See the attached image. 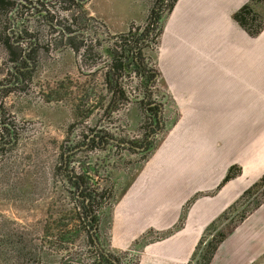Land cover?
Segmentation results:
<instances>
[{"label":"rangeland","instance_id":"obj_1","mask_svg":"<svg viewBox=\"0 0 264 264\" xmlns=\"http://www.w3.org/2000/svg\"><path fill=\"white\" fill-rule=\"evenodd\" d=\"M157 1L46 0L45 6L63 24L74 13L75 30L85 27L88 32L99 26L113 36L144 28ZM19 2L0 6V125L8 127L12 136V143L0 147V264H92L97 260L98 239L110 251L113 208L147 162L139 148L149 139L156 150L175 120L157 65L162 34L141 53L151 58L159 73L148 82L146 96L142 95L144 73H133L131 64L126 75L114 77L127 91L125 100L117 84H105L106 58L99 57L90 37V52L82 56V48L75 50L53 35L48 20L35 14L34 6L24 1L28 6L24 8ZM257 10L262 13L264 6ZM7 42L13 53L16 50L26 58L28 67L19 69L18 63L10 62ZM151 102L162 105V114L156 107L153 112L161 126L149 125L145 110ZM6 140L9 136L0 133V142ZM130 142L138 148H130ZM70 172L73 177L83 174L87 190L95 194L93 216L99 221L94 228L86 219L79 220L77 207L90 201L79 198L81 187L77 184L76 189L65 177ZM260 191L225 211L202 235L200 249L249 209ZM113 254L121 264L124 256ZM189 264H198L197 257Z\"/></svg>","mask_w":264,"mask_h":264},{"label":"crops","instance_id":"obj_2","mask_svg":"<svg viewBox=\"0 0 264 264\" xmlns=\"http://www.w3.org/2000/svg\"><path fill=\"white\" fill-rule=\"evenodd\" d=\"M247 1L177 0L164 24L157 65L177 118L113 208L109 248L123 263L189 264L205 229L264 174V28L253 38L233 20ZM232 166L240 174L218 189ZM210 264H264V203Z\"/></svg>","mask_w":264,"mask_h":264},{"label":"trees","instance_id":"obj_3","mask_svg":"<svg viewBox=\"0 0 264 264\" xmlns=\"http://www.w3.org/2000/svg\"><path fill=\"white\" fill-rule=\"evenodd\" d=\"M28 2V6H34L35 10L42 19H46L47 24L49 27H51L53 31V35L57 34L56 36H59L60 39L62 40L63 38L68 41V43L71 46H74L75 50H80L79 48H82V56L87 55L90 51L88 48L87 44V39L90 37V40L93 41L96 46H97V52L99 57L104 56L106 58V65L103 66L102 68L104 69V82L106 85H110L111 82L113 81L114 84H117V87H119L118 94H120V97L122 99L127 100V91L125 89H121L120 85H118V81L116 79V82L114 81V77L116 75H119L120 78H122L124 75L127 74L128 70L131 68V71L134 73H139L143 74L142 77L144 78V84L146 85L142 89V95L146 96L147 93L146 91L148 90V82H150L153 78L159 75L158 71L154 69L153 66H151V61L150 57L147 56H142V51L143 49H147L151 42L154 43L155 40H157L163 31V25L164 22L167 20L168 16L170 15L175 3L177 0H158L157 4L153 7L150 16H149V21L147 22V25L138 30H133V29H128L124 33H120L118 35H105V33L101 30V28L94 27L93 32L90 31H84L85 27H82L80 29H73L72 26L74 24H77L76 19L74 17V13L70 14V18L68 21H65L66 24L63 22L61 23L60 21H56L55 15H49L51 10L48 9L45 6V1L46 0H35V1H27V0H20L19 5L27 8L28 6L25 4V2ZM59 3L62 2H69L71 1L72 3H76V0H56ZM15 0H0V6H12L14 5ZM40 6L42 7V10L40 9ZM261 6H264V0H248L241 8H239L233 15V20L238 24L240 28H242L250 37H258L263 28H264V11L261 13L257 9ZM80 7V6H79ZM33 8V7H32ZM71 10L70 8L64 9V11H69ZM44 13H43V12ZM90 21H93L91 19ZM58 22V23H57ZM95 22V21H94ZM160 23L158 27L153 28L151 27L152 24L155 23ZM63 24V25H62ZM79 43H73V41L78 40ZM90 41V42H91ZM12 44L10 42L6 43V49L8 50V54L10 56L8 59L10 62H15L18 63L19 69H22L25 67H28V64L26 63V58H24L22 55H20V52L15 50V53H13L12 50ZM18 50V47H15ZM28 58L29 55L27 56ZM128 64H131V66H127ZM24 65V67H22ZM133 67V68H132ZM146 90V91H145ZM108 92L111 94H115V90L112 89L111 87L108 88ZM149 93V91H147ZM167 97V94H164ZM168 98V97H167ZM1 110V106H0ZM154 110H156L155 107H149L145 111L147 113V116L151 118V123L149 124L150 126L153 124H157V115L154 114ZM149 111L151 114H148ZM156 118V120H154ZM176 114H175V120L176 121ZM173 122V123H174ZM0 133L6 134L9 136V140H6L4 142H0V147H5L12 143V136L11 131L9 130L8 127L0 125ZM130 144H132L130 142ZM131 148V147H130ZM155 151V147L153 144L149 143L148 146L142 151L143 154L146 156L144 157V163L148 161L149 156ZM240 174V168L237 166H232L230 167L224 178L222 179L221 183L218 186V189L223 186L226 182L229 180L235 178ZM67 177V180L71 185H73L77 189V184L80 187H85V182L83 178V174H78V175H72V172L68 173L65 175ZM87 189V188H86ZM262 190V191H260ZM260 191V194L256 199H254L252 205L247 209L246 211H243L240 213V215L228 223L227 226L224 227L221 231H218L212 239L205 244V247L200 249L202 240L203 238L201 237L195 251L192 255L191 259H194L197 257V262L198 264H210L218 246L224 241V239L242 222L246 219V217L251 214L253 211H255L260 205L264 203V174L255 182L253 183L248 189H246L240 197L233 203L231 204L226 210H224L204 231V233L213 227L214 222L220 218L225 211L228 209H231L236 205L239 201H241L243 198H247L250 195H253L255 193H258ZM109 192V191H108ZM102 195H105L102 194ZM107 196V195H106ZM85 198L90 197V192H88L85 196ZM95 197V194H94ZM104 199L106 198L105 196L103 197ZM79 201V200H77ZM187 205V204H186ZM80 206V205H79ZM78 209V217L81 222H84L83 220L86 219V223L88 226L90 225H98L99 218H97L96 215L93 216V209H92V204H82L80 207H77ZM180 227V224H178L176 227L173 229L169 230L168 232L164 233V235L172 233L174 230L178 229ZM203 233V234H204ZM149 235V232L144 234L141 239L136 241L135 245H139L141 242H144L146 237ZM89 241L93 246L94 243L92 242L91 237H89ZM98 243L100 244V247L96 248V253H97V260L93 262L92 264H115L112 262L111 259H114L118 263V257L113 254L112 251H109L106 247H104L99 239L97 240ZM106 253L108 256L104 255ZM198 255V256H197ZM135 264V263H133Z\"/></svg>","mask_w":264,"mask_h":264},{"label":"flooded vegetation","instance_id":"obj_4","mask_svg":"<svg viewBox=\"0 0 264 264\" xmlns=\"http://www.w3.org/2000/svg\"><path fill=\"white\" fill-rule=\"evenodd\" d=\"M150 107H156L157 108V110H158V112L160 113L161 112V114H162V105L161 104H159V105H155V103L154 102H151L150 103V105H149ZM157 122L159 123V125L161 124V121H160V119H159V116L157 115ZM161 126V125H160ZM151 137V136H150ZM105 138V137H104ZM102 139V143H105L106 142V140L105 139ZM94 142V141H93ZM150 143V141H149V139H146L145 141H144V143H143V145H141V147L139 148L140 150H144L147 146H148V144ZM130 147L131 148H138V147H136V145L135 144H130ZM81 189H82V193H81V196L79 197L80 199H84V200H89L90 201V203L91 204H93L94 203V199H95V197H94V192L93 191H88L87 189H86V186L85 187H81ZM88 192H90V197H88V198H85L84 196L88 193ZM92 227L94 228V227H96L94 224L92 225ZM96 243V242H95ZM98 241H97V243H96V245H97V247H98ZM123 259H124V257H123ZM123 259H122V261H121V264H124V263H126V262H124L123 263ZM119 260V259H118ZM118 263H120V261H118ZM117 262L115 263V264H118Z\"/></svg>","mask_w":264,"mask_h":264},{"label":"water","instance_id":"obj_5","mask_svg":"<svg viewBox=\"0 0 264 264\" xmlns=\"http://www.w3.org/2000/svg\"><path fill=\"white\" fill-rule=\"evenodd\" d=\"M104 255L108 256L106 253H104ZM111 260H112L113 263H116V261L114 259H111ZM128 260H130V259L126 258L125 262L128 263L129 262ZM126 263H124V264H126Z\"/></svg>","mask_w":264,"mask_h":264}]
</instances>
